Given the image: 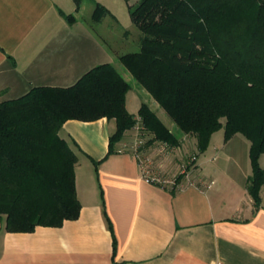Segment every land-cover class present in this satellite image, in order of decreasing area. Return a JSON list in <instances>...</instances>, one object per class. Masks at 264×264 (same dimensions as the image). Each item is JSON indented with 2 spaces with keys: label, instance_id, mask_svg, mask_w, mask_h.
Here are the masks:
<instances>
[{
  "label": "crops",
  "instance_id": "0c3cea01",
  "mask_svg": "<svg viewBox=\"0 0 264 264\" xmlns=\"http://www.w3.org/2000/svg\"><path fill=\"white\" fill-rule=\"evenodd\" d=\"M97 3L109 13L94 21ZM117 15L105 0H82L79 8L74 0H0V102L35 86H71L93 67L113 64L104 28L111 21L118 26ZM128 98V111L138 116L141 105L133 113ZM115 130V120L106 117L63 124L59 134L78 156L79 217L31 232L7 231L0 217V264H264V185L256 205L248 191L251 142L244 135L213 142L215 132L198 157L197 179L171 186L141 176L130 150L135 138L127 133L109 153ZM145 151L157 171L169 169L155 161L150 144ZM218 154L222 175L208 177Z\"/></svg>",
  "mask_w": 264,
  "mask_h": 264
},
{
  "label": "trees",
  "instance_id": "16d2710c",
  "mask_svg": "<svg viewBox=\"0 0 264 264\" xmlns=\"http://www.w3.org/2000/svg\"><path fill=\"white\" fill-rule=\"evenodd\" d=\"M79 8L82 0H74ZM142 31L141 48L120 56L132 76L194 138L199 155L212 135L250 142L248 191L260 204L264 185V0H128ZM109 10L97 3L99 21ZM61 14L73 22L74 15ZM131 84L111 63L97 65L68 87L35 86L0 102V217L6 230L31 232L79 217L78 156L60 136L70 119H114L109 153L137 122L126 106ZM138 117L155 141L180 139L147 104Z\"/></svg>",
  "mask_w": 264,
  "mask_h": 264
},
{
  "label": "rangeland",
  "instance_id": "374dc122",
  "mask_svg": "<svg viewBox=\"0 0 264 264\" xmlns=\"http://www.w3.org/2000/svg\"><path fill=\"white\" fill-rule=\"evenodd\" d=\"M111 8L118 13L117 19L120 22L117 23L118 26L112 25L114 21H111V25L104 28L105 36H109V44L106 46L109 51L115 56L113 65L117 70L125 77V79L131 84V90L128 92V103L130 111L137 113V107L141 103H147L161 118V120L173 131L176 136L182 141L186 134L173 122L170 116L166 111L159 105V103L149 94V92L132 76V74L125 68L120 59L117 58V55H123L129 52L140 51L141 48V38L142 31L138 28L136 24L133 23L129 13L128 0H105ZM137 0H130V3L135 4ZM108 7V6H107ZM137 116V115H136ZM138 118V116H137ZM131 132V133H130ZM144 132V131H143ZM126 138L128 140H133L136 138V134L131 130L127 131ZM125 135V134H124ZM224 135V128L220 129L215 135L213 142H217L216 137ZM143 139L147 142L148 139L152 138L150 133L144 132ZM179 146H171L164 142L155 141L150 143V146L153 147L155 161L159 164L164 162L167 164L168 170L162 169L160 166V172L164 178L172 180L173 183H170L171 186H176L183 179L187 180V177L192 179H197L199 171L196 170V163L199 157V151L195 145V141L191 137H187ZM135 140V139H134ZM148 145V144H147ZM146 146V145H145ZM204 156L201 157V160ZM222 158L223 155L218 154L216 160L211 159L208 163L211 173H205L208 177H215L222 175V172L217 171L218 160ZM222 159L221 162L223 161ZM199 162V161H198ZM264 165V156L260 161ZM171 164L177 165L178 167L172 169ZM211 165V166H210ZM207 172V171H206Z\"/></svg>",
  "mask_w": 264,
  "mask_h": 264
},
{
  "label": "built area",
  "instance_id": "2783aa9c",
  "mask_svg": "<svg viewBox=\"0 0 264 264\" xmlns=\"http://www.w3.org/2000/svg\"><path fill=\"white\" fill-rule=\"evenodd\" d=\"M136 134V138L130 146V150L134 157L137 159L141 176L150 183L165 184L173 183V181L164 178L162 173L157 171L152 164V160L145 151L146 142L143 139L144 127L140 117L137 118L136 124L130 129Z\"/></svg>",
  "mask_w": 264,
  "mask_h": 264
}]
</instances>
